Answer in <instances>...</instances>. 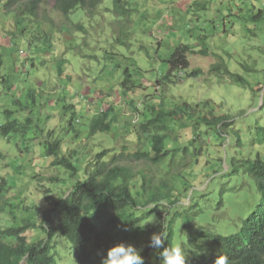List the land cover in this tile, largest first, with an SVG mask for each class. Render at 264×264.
<instances>
[{
	"label": "rangeland",
	"instance_id": "rangeland-1",
	"mask_svg": "<svg viewBox=\"0 0 264 264\" xmlns=\"http://www.w3.org/2000/svg\"><path fill=\"white\" fill-rule=\"evenodd\" d=\"M127 4L130 13L126 16L117 11L113 0H102L92 15L77 8L63 16L52 11L49 4L46 9L52 22L25 19L18 27L8 15L0 13L1 75L7 79L5 83L0 81V126L7 121L5 110L21 119L28 113L13 105L12 94L26 104L28 91L44 92L30 129L9 139L0 134V178L9 176L14 191L11 196L20 193L11 208L0 214L2 226L12 225L14 215L21 217L24 206L31 202L45 206L46 188L53 197L66 196L73 183L84 177L96 153L110 149L111 156L121 152L123 146L132 150L136 144L134 125L143 121V112L147 113L144 102L169 110L182 102L194 105L209 100L217 113L235 120L231 141L212 134L192 167L177 180L180 205L194 200L195 192L218 190L225 183L224 177L218 178L228 169L229 157L254 159L257 153L264 157V144L255 140L256 129L264 128V0H130ZM181 44L204 50L203 57L192 59L190 67H199L201 77L186 78L190 72L186 70L178 73V82L158 85L168 72V58ZM217 56L249 85L241 87L225 75H213L210 68L219 61ZM58 61H63L61 76ZM125 71L136 87L123 95L120 83ZM104 105L112 106V130L89 138L86 127L95 115L93 107ZM66 106L76 111L72 128L68 124L70 112L58 116ZM177 123L180 136L168 144L172 148L183 146L191 135L189 124ZM50 128L61 140L63 155L76 151L78 170L74 176L63 168L53 170L43 156V141ZM45 172L50 173L46 176L56 175V182L49 184L40 178ZM134 187L137 191L138 183ZM227 204L233 212L247 205L243 192L229 198ZM160 211L165 212L162 208ZM213 215L219 213L212 210L210 218ZM151 219L145 233H126L127 244L143 248L140 254L145 264H157L156 250L143 244L161 228L160 219L150 223ZM234 220L228 217L220 229L226 231ZM28 236L32 242L45 238L38 228L29 230ZM113 236L123 237L117 230ZM55 244V264H75L70 244L60 238Z\"/></svg>",
	"mask_w": 264,
	"mask_h": 264
},
{
	"label": "trees",
	"instance_id": "trees-1",
	"mask_svg": "<svg viewBox=\"0 0 264 264\" xmlns=\"http://www.w3.org/2000/svg\"><path fill=\"white\" fill-rule=\"evenodd\" d=\"M101 1L0 0V13L8 15L13 26L18 27L25 19L52 22L46 9L49 4H52V11L63 16L77 8L92 15ZM129 1L113 0L117 11L125 16L130 13L127 7ZM202 52L204 50L195 51L185 44L177 46L168 58L167 74L157 84L178 82V73L190 70L192 59L202 58ZM33 59L30 57V60ZM218 59L210 68L211 73L214 71L213 75L219 78L225 75L232 84L241 87L249 85L242 75L229 71L222 58ZM62 64L63 61L57 63L60 76L63 74ZM1 70L0 58V81L5 83L7 79L1 75ZM200 77L199 67L186 73V78ZM120 84L123 95L136 87L128 71H125ZM41 93L28 91L26 104L21 103L18 95L12 94L13 105L28 113L21 119L13 117L12 111L5 110L7 121L0 126L2 137L9 139L19 133L24 134L34 125L33 118L37 116L34 111L40 107L39 101L44 92ZM144 103L147 113L143 112V121L134 125L136 144L132 150L123 146L121 152L111 156L110 149L96 153L93 164L87 165L84 177L73 183L66 196L53 197L46 188L45 206L39 207L31 202L24 206L21 217L14 215L12 225L2 226L0 223V264H55L53 249L57 238L70 244L75 264H101V258L106 256L110 247L121 242L127 244L126 233H145L151 216L160 219L168 234L164 247L179 243L187 255L186 264H214L217 253L227 255L231 264H264V157L259 153L254 159L229 157L228 169L218 178L224 177L223 186L207 193L195 192L192 195L194 200L180 205L176 194L177 180L192 167L212 134L220 138L226 136L231 141L235 120L228 114L217 113L209 100L194 105L182 102L169 110ZM111 107L104 105L102 111L94 108L95 115L86 127L89 138L98 133L111 132ZM72 108L66 106L58 112L59 117L64 116L63 111L70 112L69 128H72L76 115ZM179 121L191 126V135L183 146L172 148L168 144L179 140ZM39 128L41 131L42 128ZM48 130L43 141V156L53 170L63 168L74 176L78 170L75 165L76 151L63 155L60 138L53 135L54 128ZM74 133L78 137V133ZM255 134L257 143L264 144V128L258 127ZM44 174L50 173L40 176L49 184L58 179L52 173L50 176ZM8 177L0 178V214L11 208L12 201L20 197V193L16 192L10 195L14 191L9 186ZM135 183H138L137 191ZM227 183L231 185L226 186ZM240 192H243L247 205L233 212L227 202ZM151 205H154L152 209L142 213ZM212 210L219 215L210 218ZM230 216L235 219L232 226L222 231L221 223ZM36 228L45 234V238L32 242L28 231ZM114 230L121 232L123 237L114 238ZM205 249L206 252L197 255L198 251ZM156 252L155 260L159 264Z\"/></svg>",
	"mask_w": 264,
	"mask_h": 264
},
{
	"label": "clouds",
	"instance_id": "clouds-1",
	"mask_svg": "<svg viewBox=\"0 0 264 264\" xmlns=\"http://www.w3.org/2000/svg\"><path fill=\"white\" fill-rule=\"evenodd\" d=\"M82 98H84L83 95ZM84 102H87V100ZM94 108H99L102 111V106ZM153 207L154 205L149 206L147 209L142 210V213L148 212ZM151 217L150 223H158L154 216ZM125 230L127 231V229ZM167 235V232L161 226L158 232L150 235L147 247L157 250L156 254L159 256V264H186L187 255L179 243L164 247ZM160 249L162 251H159ZM142 251L143 248H137L130 243L121 242L107 250L106 256L101 258V264H145V259L140 254ZM204 252H206V249L198 251L197 255ZM214 264H231V262L227 255L217 253L215 254Z\"/></svg>",
	"mask_w": 264,
	"mask_h": 264
}]
</instances>
